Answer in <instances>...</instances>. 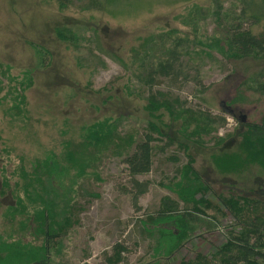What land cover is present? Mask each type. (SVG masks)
Returning a JSON list of instances; mask_svg holds the SVG:
<instances>
[{
	"label": "rangeland",
	"instance_id": "rangeland-1",
	"mask_svg": "<svg viewBox=\"0 0 264 264\" xmlns=\"http://www.w3.org/2000/svg\"><path fill=\"white\" fill-rule=\"evenodd\" d=\"M89 1L73 0L60 10L55 0H0V234H24L27 240L32 226L34 231L31 221L23 230L16 203L27 181L18 175L22 169L37 172L41 181L34 182V189L48 194L56 220L68 218L52 240L51 264H109L105 254L111 255L116 243L125 248L118 264H180L181 258L196 253L209 256L228 229L238 228L227 211L209 209L199 216L203 221L194 224L190 239L170 257L155 251L157 231H144L139 221L158 210L162 197L178 200L171 188L182 180L176 169L187 163L188 154L193 170L209 186L206 197L211 202L219 203V195H241L259 202L254 217L264 215V168L249 161L224 171L215 163L216 156L242 148V123H258L264 115V96L240 85L264 67V60H228L210 47L213 39L224 36L212 14V0H98V8L89 7ZM217 1L221 11L233 5V0ZM200 11L197 18L192 14ZM194 20L201 43L186 45L172 77L160 76L148 85L146 70L167 46L161 43L164 33L176 29L173 35L192 37ZM263 26L264 19L244 23L254 34ZM57 29L70 30L75 41L58 38ZM157 92L178 98L185 107L224 117V123L196 137L190 134L195 121L185 127L182 116L172 118L163 109L154 119L146 105L148 96ZM105 119L112 136L101 145H86V127ZM152 120L174 143L161 151L166 139L153 133L157 140L152 143L151 169L137 176L149 185L135 208L122 160ZM64 153L84 161L81 175L61 182L70 188L65 197L40 166L47 156ZM61 162L67 164V157ZM247 216L243 219L249 221ZM41 241V234L36 235L33 245Z\"/></svg>",
	"mask_w": 264,
	"mask_h": 264
},
{
	"label": "trees",
	"instance_id": "trees-1",
	"mask_svg": "<svg viewBox=\"0 0 264 264\" xmlns=\"http://www.w3.org/2000/svg\"><path fill=\"white\" fill-rule=\"evenodd\" d=\"M72 1L55 0L60 10L67 8ZM212 3L215 6L212 14L217 24L223 27L224 36L221 40L213 39V44L210 47L215 48L228 60L237 61L244 58L264 60V26L257 34L244 27V23L247 21L254 24L264 19V0H233V5L231 3L230 8L225 11L220 10L217 0H212ZM88 5L91 8H98L100 2L90 0ZM236 8L239 10L237 11ZM192 14L197 18L201 16L202 12ZM190 27L192 37L189 34L173 35L177 31L176 29L165 32L163 39H161V35L159 36L163 44H161L162 47L165 42L167 46L164 55L157 62L150 64L146 70L145 82L148 85L156 83L160 76L172 77L175 73L176 63L183 54L186 45L192 41L201 43L196 20ZM56 35L62 40L71 42L76 39L75 34L70 30L57 29ZM214 44L215 46H213ZM204 45L209 46L210 44ZM198 83L200 84V82ZM240 85L251 92L264 96V67ZM158 97L162 99L159 100ZM146 106L149 115L154 119H159L160 114L158 113L160 109H163L172 118L182 116L185 127L195 121L196 125L191 129L190 134L196 137L208 132L216 125H222L225 120L224 117L213 116L209 112L185 107L183 101L178 98H165L161 92L151 93ZM241 125L242 129L238 135L240 138L239 148H242L215 157L217 167L224 171H234L249 161H256L264 168V115L258 123L245 122ZM112 133V126L105 119L88 125L84 131L83 140L86 145L95 147L105 143ZM153 133L161 137L164 136L166 139L164 144L159 147L161 151L174 143L173 138L162 132L152 120L149 123V131L143 134L142 140L134 143L132 151L122 160L128 171L130 182L128 192L131 194L135 208H137L138 197L147 191L149 185L148 181L139 180L137 176L145 174L151 169L154 147L152 143L157 140ZM178 145L182 149H187L184 143ZM63 157H67V164L61 162ZM187 157V163L181 167V170L176 169V174L179 173V177H183L182 180L173 183L174 186L171 188L178 200L168 196L162 197L158 210L154 214L147 215L148 219L139 221L144 231L149 232L151 228L157 231L155 251H162L166 257L173 256L190 239L194 232V224L200 220L203 221L198 217L205 216L206 211L211 209L218 213L225 214L226 211L230 213L234 223L238 224L237 230L234 227L228 229L224 242L215 248L216 250L211 255L196 253L192 258H181L180 264H264V215L259 218L251 214L259 202L245 196L228 194L219 195V203L214 204L206 197L209 186L192 168L193 158L189 154ZM172 159L177 160L175 157ZM40 166L42 173L46 172V175L59 183L61 192L58 195L63 197L68 195L70 188L63 186L61 182L64 179L73 181L78 177L77 175L84 172V161L77 162L70 153H64L60 157L47 156ZM36 174V171L27 172L22 169L18 173L19 176L27 178V181L21 186L22 191L20 194L18 193L16 201L20 206L17 211L24 217L20 222L21 225L23 224V230L29 228L28 223L31 221L35 222L34 231L32 226L28 234L30 239L27 240L23 239L24 234L16 236L10 233L0 234V264H51L49 250L52 240L69 223L67 217H63L61 221L56 220V211L49 202L51 199L48 198V194L40 195L34 189V182L41 181V178ZM179 202H182V205ZM261 204L264 206V201ZM245 214L246 218H248L247 215L250 216L249 221L243 219ZM210 226L211 223L208 222L207 227ZM39 234L42 236V241L38 245H33V238ZM124 249L122 244H114L111 249L112 254H105V260L109 264H118L123 259L122 251ZM163 264H167L166 261Z\"/></svg>",
	"mask_w": 264,
	"mask_h": 264
}]
</instances>
